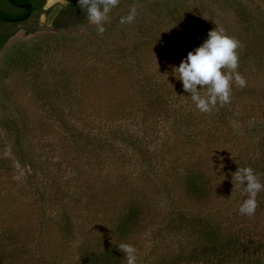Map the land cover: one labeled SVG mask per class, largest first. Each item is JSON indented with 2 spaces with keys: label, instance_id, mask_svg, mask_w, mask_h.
I'll use <instances>...</instances> for the list:
<instances>
[{
  "label": "rangeland",
  "instance_id": "obj_1",
  "mask_svg": "<svg viewBox=\"0 0 264 264\" xmlns=\"http://www.w3.org/2000/svg\"><path fill=\"white\" fill-rule=\"evenodd\" d=\"M52 1L0 51L1 69L30 50L26 65L0 70V117L17 135L0 125V264H84L107 249L126 264L121 243L137 264H241L192 259L206 244L200 224L238 236L239 257L264 264V191L241 215L247 197L233 179L264 161V0H120L103 35L88 22L54 31L66 0ZM133 5L135 21L121 24ZM215 27L240 41L247 86L202 114L174 69ZM192 172L207 184L203 201L185 190ZM130 212L135 226L120 234Z\"/></svg>",
  "mask_w": 264,
  "mask_h": 264
},
{
  "label": "clouds",
  "instance_id": "obj_2",
  "mask_svg": "<svg viewBox=\"0 0 264 264\" xmlns=\"http://www.w3.org/2000/svg\"><path fill=\"white\" fill-rule=\"evenodd\" d=\"M119 3L120 0H78L79 7L86 12L87 22L96 27L98 35L106 31L104 25ZM136 8L137 5H133L129 14L121 17L120 23L134 22ZM207 37L194 51L188 52L186 59L174 69L183 90L202 114H209L217 106L231 103L234 85L241 89L247 86L246 79L238 71L240 41L216 27L207 33ZM233 179L247 197L238 209L239 214L253 216L258 208L256 198L264 191V183L251 167L238 168ZM118 249L124 254L126 264H137V249L132 244L121 243Z\"/></svg>",
  "mask_w": 264,
  "mask_h": 264
},
{
  "label": "trees",
  "instance_id": "obj_3",
  "mask_svg": "<svg viewBox=\"0 0 264 264\" xmlns=\"http://www.w3.org/2000/svg\"><path fill=\"white\" fill-rule=\"evenodd\" d=\"M16 3H28L32 8V17L38 16L41 13L40 4L38 0H13ZM26 14V11L22 9L15 8L11 6L6 0H0V16L4 18H19ZM31 17V18H32ZM37 22V17L35 19H26L20 23H2L0 22V51L4 48L8 40L14 35L15 28L19 25L33 24ZM87 22L86 12L82 10L78 3L72 1L62 8L59 13L54 17L52 22V28L54 31L62 32L64 29L77 25L85 24ZM28 31V30H27ZM30 50L19 49L14 52L9 53L4 56L1 61L2 72L14 68L15 66L26 65L30 58ZM0 125L9 137L17 136L14 135L15 128L11 122V119L7 116L0 117ZM13 153L19 156L18 143L13 145ZM20 158V157H19ZM18 158V159H19ZM21 161V158L19 159ZM23 163V161H22ZM263 166L260 165L259 177L261 178V183H264V161ZM207 184L199 173H187L185 177V190L188 195L198 201H203L209 196L207 190ZM135 226L133 212L126 214V216L121 218L120 225L118 226V232L120 234H125L131 228ZM199 232L206 238V244L203 245L202 249L198 252H194L192 259H196L203 254H211L214 257L219 258V260L231 259L237 255V259L240 258L241 264H255L253 258L250 254L245 253L239 257L240 250L243 245L239 242L240 238L238 236H223L216 229H208L205 225H199ZM207 228V229H206ZM247 247V246H246ZM248 248V247H247ZM246 248V249H247ZM231 250L230 255H228L227 250ZM238 253H237V252ZM116 251L107 249L106 251H101L90 256H85L83 258L84 264H119L116 257ZM236 252V254H235ZM252 255V254H251Z\"/></svg>",
  "mask_w": 264,
  "mask_h": 264
},
{
  "label": "water",
  "instance_id": "obj_4",
  "mask_svg": "<svg viewBox=\"0 0 264 264\" xmlns=\"http://www.w3.org/2000/svg\"><path fill=\"white\" fill-rule=\"evenodd\" d=\"M11 6L15 7V8H19V9H23L24 11H26V14L22 17L19 18H4L0 16V22L2 23H7V24H12V23H20L25 21L26 19L29 18L30 14H31V6L27 3H16L13 0H6ZM53 1L50 0L48 2V4H51Z\"/></svg>",
  "mask_w": 264,
  "mask_h": 264
},
{
  "label": "flooded vegetation",
  "instance_id": "obj_5",
  "mask_svg": "<svg viewBox=\"0 0 264 264\" xmlns=\"http://www.w3.org/2000/svg\"><path fill=\"white\" fill-rule=\"evenodd\" d=\"M39 1V4H40V10H41V13H45L47 10H49L51 7H52V3L51 4H48V2H49V0H38ZM56 1H58V0H55V2ZM72 1H74V2H76V3H78V0H66V3H65V5L64 6H62V7H60V9L59 10H61L62 8H64L65 6H67L68 4H71V2ZM28 4V3H27ZM31 6V5H30ZM19 9V8H18ZM32 9V8H31ZM23 10V9H22ZM40 13V14H41ZM39 14V15H40ZM32 15V10H31V14H30V16H29V19H35V17H37V19H38V17H39V15L38 16H31ZM32 17V18H31Z\"/></svg>",
  "mask_w": 264,
  "mask_h": 264
}]
</instances>
